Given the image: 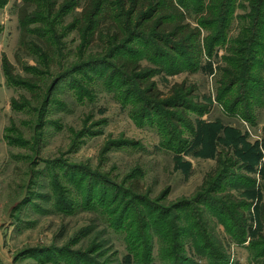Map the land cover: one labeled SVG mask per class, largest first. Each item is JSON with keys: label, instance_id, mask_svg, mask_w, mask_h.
<instances>
[{"label": "rangeland", "instance_id": "374dc122", "mask_svg": "<svg viewBox=\"0 0 264 264\" xmlns=\"http://www.w3.org/2000/svg\"><path fill=\"white\" fill-rule=\"evenodd\" d=\"M128 1L0 0V264H264V0Z\"/></svg>", "mask_w": 264, "mask_h": 264}, {"label": "trees", "instance_id": "16d2710c", "mask_svg": "<svg viewBox=\"0 0 264 264\" xmlns=\"http://www.w3.org/2000/svg\"><path fill=\"white\" fill-rule=\"evenodd\" d=\"M39 1L40 0H23V5L19 9V21L23 31L28 30V24L34 22L35 17L34 15L30 14L29 10L33 5L37 4ZM72 1L75 6L79 5L78 0ZM115 2L116 0H88V4L83 8L82 12L79 15L82 23L81 29L84 32L85 36H90V38H93L95 36V33L99 31V27L101 26L103 21H105V18L109 17V14L106 12V7L108 8L110 6L111 10L112 7L116 8L117 4ZM121 2L123 3V0H121ZM127 3H130L132 5L131 7H134V9H139V7L141 6L142 8L147 9L146 11H142V15L139 17V22L141 25L150 20L153 16H155V13H159L160 15L158 22H156L155 24L156 30L162 27L164 20H170V16L164 14V10L168 5V8L172 9V11L174 12V14L171 15L174 26L173 29L168 32H170V34L174 36L175 39H179L180 42L178 44V47H181L183 49V55H185L190 60L192 59V56L189 55V53L194 52L195 47L197 46L196 38H198V35L195 33L194 30L190 29V26L188 24L184 23V16L180 12L179 8L176 6L174 0H129ZM259 15L260 19H263L262 21H264V11H261ZM119 16H121V14L114 13L111 18L114 19L118 18ZM258 18H255L254 20V30H256L257 25H260V23L262 22L261 21L256 23V20ZM203 22H206V20H204ZM209 22H212V20H209L204 24L212 25V23ZM262 24L264 25V22H262ZM259 32L254 33V35L259 38V44L263 45L264 27L260 28ZM138 66L139 65L137 62L136 67L138 68ZM241 104L242 102L240 101L237 104V108H239Z\"/></svg>", "mask_w": 264, "mask_h": 264}, {"label": "water", "instance_id": "95a60500", "mask_svg": "<svg viewBox=\"0 0 264 264\" xmlns=\"http://www.w3.org/2000/svg\"><path fill=\"white\" fill-rule=\"evenodd\" d=\"M18 204H19V203H16V204L14 205V207H16ZM14 207H13V208H14Z\"/></svg>", "mask_w": 264, "mask_h": 264}]
</instances>
